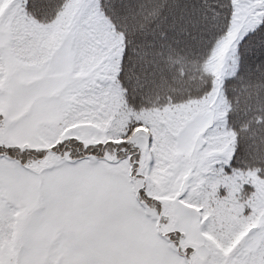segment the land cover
I'll use <instances>...</instances> for the list:
<instances>
[{
    "label": "snow or ice",
    "instance_id": "obj_1",
    "mask_svg": "<svg viewBox=\"0 0 264 264\" xmlns=\"http://www.w3.org/2000/svg\"><path fill=\"white\" fill-rule=\"evenodd\" d=\"M261 130L264 0H0V264H264Z\"/></svg>",
    "mask_w": 264,
    "mask_h": 264
},
{
    "label": "trees",
    "instance_id": "obj_2",
    "mask_svg": "<svg viewBox=\"0 0 264 264\" xmlns=\"http://www.w3.org/2000/svg\"><path fill=\"white\" fill-rule=\"evenodd\" d=\"M218 72H220L218 58L207 63H204L202 58L199 60H178L168 70L162 87L166 92H171L177 96L195 95L211 80L209 74L215 75ZM222 80L223 76H216L214 83L218 89H220ZM246 86L247 81L243 79L239 84L225 86L220 92V103L224 106L230 103V109L233 113L230 117L231 122L240 130L242 136L245 134L251 136L257 129L255 124H251L254 112L249 111L250 106L254 105V101L247 97L246 92L242 91ZM161 98L154 95L150 98V102H158ZM249 127H251V131L246 133V129Z\"/></svg>",
    "mask_w": 264,
    "mask_h": 264
}]
</instances>
